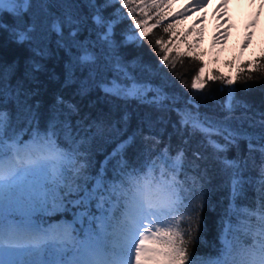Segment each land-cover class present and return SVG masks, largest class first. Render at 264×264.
<instances>
[{
  "label": "snow or ice",
  "instance_id": "1",
  "mask_svg": "<svg viewBox=\"0 0 264 264\" xmlns=\"http://www.w3.org/2000/svg\"><path fill=\"white\" fill-rule=\"evenodd\" d=\"M119 2L86 0L83 5L94 10L91 19L100 30L98 38L102 48L97 52L94 46H81L82 54L75 58V65L70 59L65 67V86L76 84L77 94L82 97L88 96L92 90L96 82L92 73L99 76L98 66L102 57L107 61L116 53L118 43L114 29L118 20L106 16L104 11ZM40 6L44 9L49 7L43 0ZM32 7L33 0H0V16L4 13L16 16L29 12ZM76 7L78 5L75 3H66L65 8L69 11L63 18L57 17L44 31H41L38 21L13 29L12 39L18 44L27 45L32 53L27 72L34 80H38V74L45 71L44 61L53 54L48 42L51 33L58 37L57 49L70 50L78 44L76 37L79 29L73 30V26H79L83 21L78 15H73L71 9ZM123 7L128 8L129 13L133 11L128 0H123ZM117 11L123 14L121 10ZM136 23L139 24V21ZM65 28L69 29L67 37ZM0 29L7 30L8 25L0 22ZM144 35L141 31L138 36L133 33L128 38L139 39ZM161 59L167 61L168 58L165 55ZM73 67L86 69L89 73L87 79L77 80ZM202 72L201 67L193 78V89L202 88L204 82L199 74ZM128 79L130 82L123 86L119 81L105 80L100 87L106 97L125 102L158 105L167 99L162 86L154 88L150 83L132 77ZM225 83L230 84L231 81ZM4 87L3 77H0V97L4 94ZM233 91H228L224 105L228 115L222 120L186 111L181 113V123L203 133L217 151H223V146L212 139L214 135L227 133L224 139L231 143L247 139L249 151L255 150L261 154L259 184L264 195V119L260 121L259 135L232 128V114L239 106ZM13 92L18 101L26 96L19 84ZM57 104L66 107L69 115L79 112L77 105L66 104L61 97H57ZM23 115L29 125L27 139H24L23 128L13 130L11 114L0 107V264H142L147 252L166 257V264H183L188 259L182 245L191 243L192 214L200 210L204 200L201 198L199 205L192 201L185 203L188 200L185 193L193 190L197 178L189 177L184 172L186 159L183 150H178L173 157L164 149L156 159L145 165L144 170H140L131 167L125 158L126 150L134 143V136H129L108 158L116 160L114 173L118 178L105 182L102 173H98L95 182L90 184L87 157L80 151V146L87 140L81 136L79 129L70 120H60L59 117L49 122L46 131H41L38 124L31 127L35 121L31 105L23 104ZM261 115L264 116V113ZM127 120L126 113L124 122ZM89 127L95 129L90 138L113 130L103 120L93 121ZM61 134L68 147H62L58 142ZM253 139L260 143L254 145ZM193 156L195 159L202 158L199 153ZM243 163L246 162L225 161L226 167L234 170L231 178L233 205L243 191L244 181L240 176ZM189 180L191 185L188 184ZM233 205L229 206V212ZM69 209L73 212L71 223L43 228L32 219L37 211ZM97 211L99 215H96ZM244 215L248 219L242 221L235 231L241 232L245 238L241 239L238 235L230 237L233 229L229 224L219 237L221 248L218 255L202 264H264V204L255 210H245ZM17 216L20 218L17 219ZM252 217H255V223L251 222ZM74 223L88 224L83 240H77L72 235ZM182 223L186 225L183 231ZM185 233L189 236L188 241L184 238ZM150 238L152 243L162 244L163 249L146 248L145 242ZM193 264H196L195 258Z\"/></svg>",
  "mask_w": 264,
  "mask_h": 264
},
{
  "label": "trees",
  "instance_id": "2",
  "mask_svg": "<svg viewBox=\"0 0 264 264\" xmlns=\"http://www.w3.org/2000/svg\"><path fill=\"white\" fill-rule=\"evenodd\" d=\"M42 0H33V7L29 12L16 16L4 13L0 22L8 25V29H0V77H3L4 94L0 97V107L12 116L13 130L24 129L23 136L28 138L29 125L23 115V104L33 106L35 121L41 131H46L49 122L59 117L60 120H70L74 127L87 142L80 146L89 164V178H95L102 173L105 182L118 177L114 173L116 160H109L112 152L129 136H134V143L126 150L125 158L131 167L144 170L145 165L164 150L170 156H175L178 150L185 153L186 165L184 172L189 177H196L197 184L189 193H185L189 201L199 205L201 198L204 203L198 212L192 214L191 243L182 245L188 257L183 264H202L203 261L214 258L221 248L220 235L224 228L231 224L233 231L230 237L238 235L245 237L235 229L241 222L248 219L245 210H255L264 204L260 180L261 154L259 151H249L247 139H239L231 143L224 139V135L212 137L223 146V151H217L208 142V138L199 131H193L190 126L181 123V113L192 111L201 117L209 116L222 120L228 115L224 105L228 91L234 90L235 101L239 102L230 121V126L250 135H259L260 121L264 119V48L258 52L241 56L238 50L233 51L226 64H218L215 57H204L197 49L195 31L192 25L173 17L165 0H128L133 9L123 7V0L106 8L104 14L118 20L115 26V38L118 43L114 56L102 57L99 76L92 73L96 82L86 97L77 94V85L65 86V67L69 60L75 65V58L82 54L81 46L92 48L100 52L102 44L98 38L99 29L94 25L91 17L94 10L85 7L86 0H43L49 5L42 8ZM75 3L78 7L71 9L73 15H78L83 23L78 27L76 40L70 50L57 49L58 37L51 33L48 42L53 50L50 58L44 61L45 71L38 74L34 80L27 72L32 53L27 45L18 44L12 39V31L17 26L26 23L39 22L41 31L49 28L57 17L69 11L66 3ZM122 11V15L117 10ZM139 21V24L136 22ZM168 29V31H165ZM69 29L65 28V37ZM143 31L145 35L136 39L133 37ZM161 43H157V41ZM166 50V51H165ZM167 56V61L162 60ZM210 65L209 73L205 71ZM202 88L193 89L192 82L198 70ZM77 80H86L89 73L84 68L78 70L73 67ZM129 77L137 81L150 83L152 86L164 88L167 99L161 104L152 105L137 101L125 102L120 99L106 97L100 87L102 81H119L120 84L129 83ZM219 77V79L217 78ZM225 81H231L226 84ZM21 85L26 93L18 101L13 90ZM57 97H61L66 104H75L79 112L68 114V109L57 104ZM151 99V94L149 95ZM23 102V104L21 103ZM246 106V107H245ZM127 113L128 120L124 122ZM96 120H103L113 130L102 136L91 137L89 125ZM58 142L62 147H68V142L61 134ZM254 145L260 142L253 139ZM199 153L201 159H195L193 154ZM195 159V163H193ZM226 160H239L241 164L240 176L244 181L243 191L236 198L233 205L231 178L232 168L226 167ZM106 161L107 164H106ZM183 173L181 179H183ZM191 185V181H188ZM233 205L229 212V206ZM95 210V208H94ZM48 211H37L41 218ZM100 213L97 211L96 215ZM255 223V217L251 218ZM86 223L82 227H84ZM186 227L181 224V230ZM188 241L189 236L185 233ZM162 244L156 248L163 249ZM154 259L149 264H166V257L154 252Z\"/></svg>",
  "mask_w": 264,
  "mask_h": 264
},
{
  "label": "rangeland",
  "instance_id": "3",
  "mask_svg": "<svg viewBox=\"0 0 264 264\" xmlns=\"http://www.w3.org/2000/svg\"><path fill=\"white\" fill-rule=\"evenodd\" d=\"M165 3L173 17L192 25L198 51L204 57H215L218 64H226V59H230L235 50L241 56H247L264 48V0H165ZM209 68L210 65L205 69L207 74ZM94 182V178L90 177L89 183ZM36 213L32 219L38 225L62 223L64 219L67 223L73 221L71 209L48 211L41 218ZM72 227V235L77 240H83L88 224L82 227L81 223H74ZM157 244L152 243L150 238L145 242V247L152 249ZM153 254L154 252L145 253L142 264H149L150 259L147 257Z\"/></svg>",
  "mask_w": 264,
  "mask_h": 264
},
{
  "label": "bare ground",
  "instance_id": "4",
  "mask_svg": "<svg viewBox=\"0 0 264 264\" xmlns=\"http://www.w3.org/2000/svg\"><path fill=\"white\" fill-rule=\"evenodd\" d=\"M57 216H59V214L57 215ZM54 221H57V220H54ZM64 223H67V221L64 219L63 221H62V223H47V225L45 224V225H39V226H41V227H43V228H49L50 226H56V225H61V224H64ZM69 254H71V250H69Z\"/></svg>",
  "mask_w": 264,
  "mask_h": 264
}]
</instances>
